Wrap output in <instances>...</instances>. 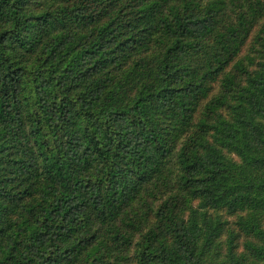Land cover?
I'll return each mask as SVG.
<instances>
[{
	"label": "trees",
	"instance_id": "16d2710c",
	"mask_svg": "<svg viewBox=\"0 0 264 264\" xmlns=\"http://www.w3.org/2000/svg\"><path fill=\"white\" fill-rule=\"evenodd\" d=\"M0 264H264V0H0Z\"/></svg>",
	"mask_w": 264,
	"mask_h": 264
}]
</instances>
